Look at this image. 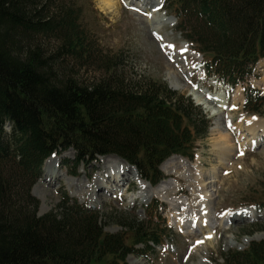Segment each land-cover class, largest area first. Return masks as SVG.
I'll use <instances>...</instances> for the list:
<instances>
[{
    "label": "trees",
    "instance_id": "1",
    "mask_svg": "<svg viewBox=\"0 0 264 264\" xmlns=\"http://www.w3.org/2000/svg\"><path fill=\"white\" fill-rule=\"evenodd\" d=\"M51 3L0 0V264H127L136 245H158L163 232L120 217L127 234L106 233L99 214L69 198L59 213L39 216L31 188L44 161L69 148L78 162L116 154L156 184L168 157L193 158L210 122L166 82L126 80L116 55L106 58L107 78L80 81L63 58L88 62L95 54L73 3ZM166 4L184 37L204 55L209 75L235 85L264 58V0ZM51 35L61 44L47 54L39 39ZM244 108L264 115V95L249 89ZM255 207H264V195ZM224 264H264V242L232 253Z\"/></svg>",
    "mask_w": 264,
    "mask_h": 264
},
{
    "label": "rangeland",
    "instance_id": "2",
    "mask_svg": "<svg viewBox=\"0 0 264 264\" xmlns=\"http://www.w3.org/2000/svg\"><path fill=\"white\" fill-rule=\"evenodd\" d=\"M51 1L53 6L60 5V0ZM67 1L76 7V12L72 11L73 16H77L78 25L86 34V42L95 54L88 62L71 55L62 59L80 81L107 78L106 58L116 55L118 73L126 80L133 81L143 76L166 82L171 89L190 98L201 108L210 122V129L205 138L196 142L193 159L171 157L172 171L166 169L169 159L162 164L163 179L156 186L142 179L134 169V174L130 172L121 182L125 185L130 179V191L125 193L121 187L116 196L109 197L107 201L99 197L94 199L84 190L100 175L105 158L113 159L114 155L98 156L95 160L80 163L75 158L74 149L59 150L54 155L60 159L51 166L57 172L59 170L58 174H67L62 180L60 177L54 182L47 181L48 159L44 162L40 176L31 188V194L39 201L38 215L59 213L63 199L69 198L71 203L99 214L106 233L127 234L120 217L135 218L163 232L162 245L145 249L141 245L135 247L136 250L126 258L127 264H224L232 253L244 251L253 243L264 242V211L254 208L264 195V137L258 147L248 148L244 153H240L242 148L238 144L241 131L247 126L252 127L253 120H257L255 123L262 121L264 125V115L248 113L244 108V94L248 88L259 95L264 94V63L254 70V75L232 87L219 77L207 76L206 69L200 65L201 55L184 37L185 30L179 28L177 18L166 10L167 0H148L151 3L148 6L142 5L143 0H109L110 5L106 6L101 0ZM39 41L47 54L57 52L61 44L53 35ZM172 82L179 88H173ZM204 93L207 98L215 95L229 101V110L216 115L217 103L221 110L226 106H221L218 101L214 106L205 102ZM232 122H236L234 129ZM217 125L221 127L218 130ZM224 133H228L234 151L231 156L227 153L223 158L218 139L223 138ZM197 169L202 170L205 182L212 179L214 171L218 179L206 187L214 189L209 201L210 219L205 217V210L198 202ZM69 179L81 180L84 190L80 192L75 186L70 187ZM97 191L109 195L104 188ZM202 219L209 227H203ZM209 233H212L210 237Z\"/></svg>",
    "mask_w": 264,
    "mask_h": 264
},
{
    "label": "bare ground",
    "instance_id": "3",
    "mask_svg": "<svg viewBox=\"0 0 264 264\" xmlns=\"http://www.w3.org/2000/svg\"><path fill=\"white\" fill-rule=\"evenodd\" d=\"M101 1H102V5L103 6L110 5L109 0H101ZM140 1H142V0H140ZM143 4L146 5V6H148L151 3L148 0H143L142 1V5ZM171 86L173 88H179V86L176 85V84H174L173 82L171 83ZM203 98H204V100H207L205 102H208V103L211 102L213 104V106H214V104L217 101L220 102V105L221 106H223V107L226 106L224 109L221 110V108L218 106V103H217L216 104L217 105L216 106L217 109L215 108L216 109V112H217L216 115L223 114L225 111H228L229 110V101H227L226 99H223L221 97L219 98V96H215L214 95L213 98L215 100H209L206 97V94L205 93L203 94ZM199 102H200V100H199ZM205 102H203V104ZM212 104H210V106ZM227 115L226 116L228 118L232 119L231 116H229V114H227ZM253 121H254V124L252 125V127L247 126L246 129H244L243 131H241L242 132V135L240 137L241 142L239 143V147L242 148V149H241V152L240 153H244L243 151H245L246 147L251 148L253 146H258L261 143L260 142V140L262 138L261 135L264 134V125H262L263 122L262 121H259V123H255V122H257V120H253ZM220 128L221 127L219 125L216 126V129L217 130L220 129ZM257 128H260V129H257ZM227 134L228 133H226V134L224 133L225 136L224 137L222 136L223 138H219L218 139L219 140L218 143H219L220 150H221V154H222V157L223 158H224V156L227 155V153H229L228 156H231L233 154V151H234L232 149V147H231L230 139H229V137H228ZM58 157L56 155H54V156H52V158L50 157L51 159L48 158V160L46 161L47 181L54 182V181L57 180V178H60V177H61V180H62V177L67 174L66 172H61V173L58 174L59 170L57 172V170L55 168H53L54 166H51L53 163H55V161H59L60 158H58ZM116 157L113 156V159H111V158H105L104 164L101 166L102 169H101L100 175L96 176L92 180V182L87 185V189L86 190H84V184H83V182L81 180H79L78 182H75V180L69 179L70 180L69 186L72 187V188L75 186L76 187V190H78L80 192H82V190L87 191L92 198L98 200V197H99L100 199L103 198L104 201H107L109 197H112L113 198V196H116L115 193H118V191L121 190L120 189L121 187H124L125 193L129 192L130 189H131V182H130L131 180L129 179L128 182L126 181V184L125 185H121V182L126 180L125 177H126V175H129L130 172L132 173L131 175H133L135 168L133 166L129 165V163L126 162L125 160H122V158L119 159V158H116ZM227 159H229V158H227ZM107 163H110V164L107 166L106 165ZM166 165H167L166 169L168 171H172L174 169L173 159H169L168 161H166ZM197 174H198V176H197V186H198V191H200V193L198 195V198H199V201L198 202H200V204L203 206L202 209L205 210L204 211L205 212V217H207V218L210 219L211 206L209 205V201L211 200V196H212V193L211 192L214 191V189L211 188L210 190H208L206 187H207L208 184H215L216 182H218V179H217V177L215 175V171L213 172V174L211 176L212 179L210 181H208V182H205L202 179V177H203L202 170L197 169ZM141 182H142L143 185H146L145 182H143V181H141ZM102 188H104V190L107 191L109 193V195H107V194H99L98 191H97V189H102ZM163 189H161L160 192H162ZM169 193H171V192H169ZM123 195L124 194H122V196ZM203 216H204V213H203ZM243 218H245V217H243ZM204 220L202 219V222ZM180 224L183 226V227L182 226L181 227L184 228V225L185 224H184V221L183 220H181V223ZM203 225L205 227L207 226L205 223ZM207 227H209V226H207ZM185 228H187V227H185ZM211 234L212 233H209V237L211 236Z\"/></svg>",
    "mask_w": 264,
    "mask_h": 264
},
{
    "label": "water",
    "instance_id": "4",
    "mask_svg": "<svg viewBox=\"0 0 264 264\" xmlns=\"http://www.w3.org/2000/svg\"><path fill=\"white\" fill-rule=\"evenodd\" d=\"M103 242H104L103 239H101L100 244L103 245Z\"/></svg>",
    "mask_w": 264,
    "mask_h": 264
}]
</instances>
